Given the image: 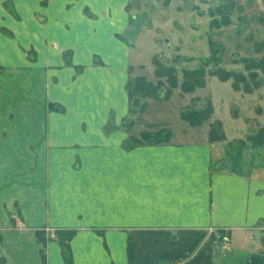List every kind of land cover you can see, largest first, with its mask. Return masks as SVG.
I'll list each match as a JSON object with an SVG mask.
<instances>
[{
  "label": "crops",
  "instance_id": "crops-1",
  "mask_svg": "<svg viewBox=\"0 0 264 264\" xmlns=\"http://www.w3.org/2000/svg\"><path fill=\"white\" fill-rule=\"evenodd\" d=\"M128 3L0 0V108L22 138L53 144L37 150L43 198L23 192L0 219V264H43L37 229L73 231L72 264H264V143L248 139L264 120L232 134L210 104L221 140L181 108L176 132L132 124ZM154 124L166 139L131 143ZM44 253L66 264L55 239Z\"/></svg>",
  "mask_w": 264,
  "mask_h": 264
},
{
  "label": "rangeland",
  "instance_id": "rangeland-1",
  "mask_svg": "<svg viewBox=\"0 0 264 264\" xmlns=\"http://www.w3.org/2000/svg\"><path fill=\"white\" fill-rule=\"evenodd\" d=\"M230 3L227 14L217 12V7ZM128 7L132 14L129 28L132 29L133 21L139 19L142 11H146L150 21L148 25L143 23L132 39L126 36L134 71L128 81L142 77L153 90L151 96L128 94L132 124L138 120L143 124L146 120L159 122L161 119L176 132L180 127L176 116L179 108L193 110L206 103L212 104L214 114L225 122L228 131L235 125L243 126L249 116L255 117V121L264 120V0H192L189 10L182 9V0H129ZM224 19H228L227 24H223ZM156 62L172 66L176 77L174 87L165 75L156 73ZM195 68L203 71L204 85L182 91L183 70ZM217 69L239 72L243 79L233 86L232 77L223 81L211 74ZM253 91L257 93H250ZM49 109L60 108L52 104ZM211 117L213 112L205 120L210 122L209 126L217 121ZM11 120L9 111L0 108V219L11 212L16 214V201L23 192L31 198H43L46 177L40 162L44 157L37 150L53 147L45 139L31 142L22 138L26 135ZM165 130L168 129L162 124L143 129L160 137ZM22 227L34 231V226L23 224ZM45 230L46 239L59 242L53 231ZM3 233L0 221V242Z\"/></svg>",
  "mask_w": 264,
  "mask_h": 264
},
{
  "label": "trees",
  "instance_id": "trees-1",
  "mask_svg": "<svg viewBox=\"0 0 264 264\" xmlns=\"http://www.w3.org/2000/svg\"><path fill=\"white\" fill-rule=\"evenodd\" d=\"M232 6V3L228 4V6L225 7H217V12L222 14L223 12L228 13V9ZM228 19H224L223 24H227ZM156 65V73H159L160 75H165L168 81L170 82V85L174 87L176 85V77L174 76V70L172 66H163L160 62L154 63ZM258 67V66H256ZM159 69V70H158ZM159 71V72H158ZM212 75H215L220 80H229L231 77L233 78V86H235V82L243 79V74L231 70H225V69H217L214 71H211ZM204 73L202 70L195 68L191 70H183V81L181 83V90L184 92H189L194 90L196 87H200L204 85ZM127 92L130 95H133V93H141L145 96H151L153 94V90L150 88L149 84L145 83L144 78L142 77H136L132 81L127 82ZM168 93V92H167ZM170 93V91H169ZM212 113V107L210 103H206L202 107L198 109H191V110H182L180 113V116L189 122L191 125H198L204 122ZM169 135V130H165L162 137L150 134L147 131H142L139 133L138 137L132 136L131 143L136 144L140 142H159L163 139H166ZM223 138V134L221 133V127L220 122L216 121V123L211 124L209 126V139L210 140H221ZM248 139L252 141L255 144H262L264 143V126L257 129L253 134H251ZM73 231L70 230H58L56 231L57 239L59 240V243L61 244V250L63 253V258L66 264H72L71 259L69 256V246H68V240L70 236L72 235ZM35 237L36 240L41 244V248L39 250L41 259L43 261V264L45 262V253H44V246L46 243V236L44 230L37 229L35 230Z\"/></svg>",
  "mask_w": 264,
  "mask_h": 264
},
{
  "label": "water",
  "instance_id": "water-1",
  "mask_svg": "<svg viewBox=\"0 0 264 264\" xmlns=\"http://www.w3.org/2000/svg\"><path fill=\"white\" fill-rule=\"evenodd\" d=\"M192 7V0H182V9L189 10ZM143 23L147 25L150 23L149 19L147 18L146 11L141 12L139 19L135 20L132 23V29L125 30L123 33L128 36V38L132 39L138 32L139 28Z\"/></svg>",
  "mask_w": 264,
  "mask_h": 264
},
{
  "label": "built area",
  "instance_id": "built-area-1",
  "mask_svg": "<svg viewBox=\"0 0 264 264\" xmlns=\"http://www.w3.org/2000/svg\"><path fill=\"white\" fill-rule=\"evenodd\" d=\"M222 239H223L225 242L228 241L227 236H223Z\"/></svg>",
  "mask_w": 264,
  "mask_h": 264
}]
</instances>
